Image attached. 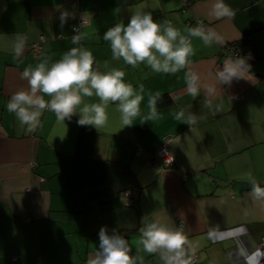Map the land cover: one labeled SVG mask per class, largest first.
Here are the masks:
<instances>
[{
    "label": "crops",
    "instance_id": "1",
    "mask_svg": "<svg viewBox=\"0 0 264 264\" xmlns=\"http://www.w3.org/2000/svg\"><path fill=\"white\" fill-rule=\"evenodd\" d=\"M224 2L235 12L230 19L210 16L214 0H0V264H87L101 227L124 236L136 255L145 216L182 228L196 250L194 264L262 260L264 199L250 195L249 177L264 187V0ZM135 11L170 21L184 34L200 22L221 37L222 45L210 47L190 38L195 55L189 69L203 89L198 97L186 93L188 69L155 73L144 63L112 59L104 33ZM61 12L69 14L63 28ZM80 21L85 35L74 45L73 26ZM17 36L25 40L20 58L13 51ZM40 36L43 49L34 56L30 46ZM239 42L250 73L219 85L216 73ZM72 47L90 50L100 71H124L138 92L143 86L141 116L133 124L124 125L114 103L99 129L79 125V114L58 123L45 111L28 132L7 111L12 94L27 88L25 67L43 57L59 60ZM209 88L216 89L207 93L213 107L223 101L219 112L204 107ZM156 92L163 94L158 119L144 122L149 93ZM180 111L195 123L176 120ZM167 137L174 157L169 167L155 160ZM127 190L137 193L127 197ZM140 255L144 264H162L156 254Z\"/></svg>",
    "mask_w": 264,
    "mask_h": 264
},
{
    "label": "clouds",
    "instance_id": "2",
    "mask_svg": "<svg viewBox=\"0 0 264 264\" xmlns=\"http://www.w3.org/2000/svg\"><path fill=\"white\" fill-rule=\"evenodd\" d=\"M233 9L224 0H214L210 16L215 19L232 18ZM69 14L61 12L60 26L63 28ZM85 33L77 30L72 36V43L79 45ZM190 38H198L203 45H222L223 40L212 28H205L202 23L186 29L182 33L170 21L154 19L150 12L135 11L130 20L117 23L110 27L103 36L110 43L113 60H123L133 67L144 63L155 73L176 74L185 72L186 93L192 97L201 94L200 76L189 69L190 57L195 55ZM25 49V40L17 36L13 45L15 58H20ZM248 56L227 58L222 69L216 73L219 85L231 86L233 80L247 78L251 65ZM96 65L93 53L84 47H72L59 60L51 61L50 57H43L33 67L29 65L21 73V79L27 81V88L12 94L6 104L9 113L15 115L22 128L28 132L37 129L43 112L55 114L58 123L71 120L79 114L77 123L81 126L92 125L102 127L107 121L106 107L110 103L118 105L125 126L141 116L140 105L143 101V86L139 92L129 82L125 81V72L113 68L100 71ZM107 66V65H105ZM215 94L216 89L205 90L204 107L214 113L221 111L223 101L211 105L207 93ZM171 95V94H170ZM97 97L98 103L88 104L84 98ZM47 97V99L45 98ZM163 94L149 93L147 100L148 112L143 115L144 122L158 119V102ZM175 100V97L172 96ZM231 99V98H230ZM175 119L185 121L188 125L195 123V119L185 116L183 111L175 114ZM252 185L250 195L254 199H264V187L249 177ZM141 235L137 241L136 255H132V248L128 240L116 232L111 233L106 227H101L98 233V249L87 259V264H144L140 253L159 256L162 264H194L196 250L190 244L182 228H172L158 218L143 217Z\"/></svg>",
    "mask_w": 264,
    "mask_h": 264
},
{
    "label": "built area",
    "instance_id": "3",
    "mask_svg": "<svg viewBox=\"0 0 264 264\" xmlns=\"http://www.w3.org/2000/svg\"><path fill=\"white\" fill-rule=\"evenodd\" d=\"M83 22L80 21L76 24H74L73 26V30L74 32L76 33L77 30L80 31V28L82 26ZM44 37L43 36H40L39 39L37 41H35L30 47L31 49V53L34 55V56H38L41 54L42 52V49H43V45H42V41H43ZM230 57H235L238 55L237 51L234 50V49H231L230 50ZM170 137H167L165 140V144L159 149L157 150V152L155 153V160L157 161V158H160V160L162 161V164L164 166H171L173 165L174 163V157L172 156L170 150L168 149L166 143H168L170 141ZM140 150V148H139ZM137 193L136 190H127L125 192H123V194L127 197H133L135 196ZM258 264H264V250L262 252V260L258 263Z\"/></svg>",
    "mask_w": 264,
    "mask_h": 264
},
{
    "label": "trees",
    "instance_id": "4",
    "mask_svg": "<svg viewBox=\"0 0 264 264\" xmlns=\"http://www.w3.org/2000/svg\"><path fill=\"white\" fill-rule=\"evenodd\" d=\"M238 45H240V42H239V43H235V44L233 43V44H232V48H231V49H234V50H236V51H237V53H238V55H239V52H238V50H237V46H238ZM238 55H237V56H238Z\"/></svg>",
    "mask_w": 264,
    "mask_h": 264
}]
</instances>
